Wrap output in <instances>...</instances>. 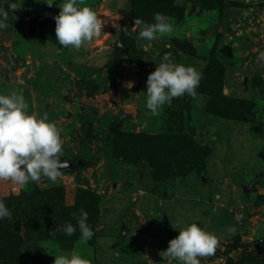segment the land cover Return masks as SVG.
I'll use <instances>...</instances> for the list:
<instances>
[{
	"label": "rangeland",
	"instance_id": "obj_1",
	"mask_svg": "<svg viewBox=\"0 0 264 264\" xmlns=\"http://www.w3.org/2000/svg\"><path fill=\"white\" fill-rule=\"evenodd\" d=\"M54 2L17 0L9 10L0 92H22L37 117L48 111L61 159L82 162L56 182L0 178L12 211L0 219V264H52L73 251L91 264H183L161 250L194 221L219 237L201 264H264V0H80L103 28L79 49L57 41ZM156 11L173 30L140 38L135 18L153 22ZM120 26L133 35L116 52ZM165 53L202 78L196 96L173 97L152 115L146 81ZM81 207L93 237L81 240L78 228L53 235L75 225Z\"/></svg>",
	"mask_w": 264,
	"mask_h": 264
},
{
	"label": "clouds",
	"instance_id": "obj_2",
	"mask_svg": "<svg viewBox=\"0 0 264 264\" xmlns=\"http://www.w3.org/2000/svg\"><path fill=\"white\" fill-rule=\"evenodd\" d=\"M51 6L54 0H46ZM60 11L55 15L56 39L60 45L81 48L86 42H91L101 34L103 24L97 11L80 0H61ZM18 7L17 0H8V8L0 6V28L7 27L5 23L9 10ZM153 22L135 18V25L140 26L138 36L148 41L155 40L159 34L173 30L172 19L166 13H153ZM264 58V52L260 53ZM202 72L191 64L177 63L170 60L165 53L155 70L147 77L146 107L152 115H159L165 103H171L173 97L197 95ZM29 104L22 92L15 90L8 94L0 92V178L10 180L15 184L39 182L47 177L56 182L63 175V169L68 161L61 159L63 154L62 140L57 125L44 116L37 117L28 111ZM11 209L4 198L0 197V219L10 217ZM76 224L71 221L58 225L71 236L80 231V239L90 240L94 230L88 222L89 213L81 207L73 212ZM230 233L237 231L236 225L227 228ZM219 237L197 222H191L179 229V234L171 238L168 247L161 250L164 261L178 259L183 264H201L200 257H206L216 252ZM52 264H91V261L79 252L60 253L55 255Z\"/></svg>",
	"mask_w": 264,
	"mask_h": 264
},
{
	"label": "water",
	"instance_id": "obj_3",
	"mask_svg": "<svg viewBox=\"0 0 264 264\" xmlns=\"http://www.w3.org/2000/svg\"><path fill=\"white\" fill-rule=\"evenodd\" d=\"M47 16L48 17H53V13H48ZM114 31L116 33V38H117V44L114 46L115 47V51L118 52L121 49H126L127 46L125 45V39H126V36H128V35L129 36H132L133 35V28H132V26H120V27L116 28ZM9 60H10L9 69L10 70H16L17 67L19 66V64L16 62L15 57H13L12 55H10L9 56ZM48 115H49V112L48 111L43 114V116L46 119H48ZM81 162L82 161L73 163L71 161H68L67 167H65L63 170H66V169H71V170L76 169L77 167H79V165L81 164ZM258 176L259 175H257L248 185H244V191L245 192H249L250 191V189L253 186V183L257 180ZM165 224L167 225L168 224V221H166Z\"/></svg>",
	"mask_w": 264,
	"mask_h": 264
}]
</instances>
